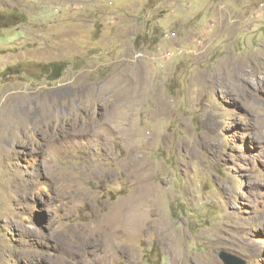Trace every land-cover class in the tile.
<instances>
[{
  "label": "rangeland",
  "instance_id": "374dc122",
  "mask_svg": "<svg viewBox=\"0 0 264 264\" xmlns=\"http://www.w3.org/2000/svg\"><path fill=\"white\" fill-rule=\"evenodd\" d=\"M222 252L264 264V0H0V264Z\"/></svg>",
  "mask_w": 264,
  "mask_h": 264
},
{
  "label": "water",
  "instance_id": "95a60500",
  "mask_svg": "<svg viewBox=\"0 0 264 264\" xmlns=\"http://www.w3.org/2000/svg\"><path fill=\"white\" fill-rule=\"evenodd\" d=\"M220 258L222 259L224 264H243V262L236 257H232L225 253H220Z\"/></svg>",
  "mask_w": 264,
  "mask_h": 264
},
{
  "label": "trees",
  "instance_id": "16d2710c",
  "mask_svg": "<svg viewBox=\"0 0 264 264\" xmlns=\"http://www.w3.org/2000/svg\"><path fill=\"white\" fill-rule=\"evenodd\" d=\"M55 78H57V76H56V77H54V79H55Z\"/></svg>",
  "mask_w": 264,
  "mask_h": 264
},
{
  "label": "bare ground",
  "instance_id": "6f19581e",
  "mask_svg": "<svg viewBox=\"0 0 264 264\" xmlns=\"http://www.w3.org/2000/svg\"><path fill=\"white\" fill-rule=\"evenodd\" d=\"M136 199H137V197H136Z\"/></svg>",
  "mask_w": 264,
  "mask_h": 264
}]
</instances>
